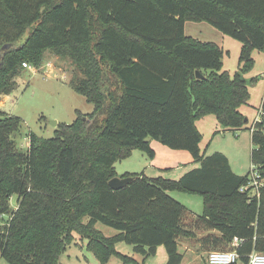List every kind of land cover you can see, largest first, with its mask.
Masks as SVG:
<instances>
[{
  "label": "trees",
  "instance_id": "trees-1",
  "mask_svg": "<svg viewBox=\"0 0 264 264\" xmlns=\"http://www.w3.org/2000/svg\"><path fill=\"white\" fill-rule=\"evenodd\" d=\"M186 22L240 42L239 72L222 71L221 48L186 36ZM251 50L264 52V0H0V96L14 91L23 63L40 67L50 51L74 65L79 76L69 86L93 106L58 124L52 138L29 134L25 151L12 139L22 120L0 110V217L10 196L19 200L0 228V259L60 264L74 232L101 261L124 242L144 256L162 246L166 264H180L179 239L199 231L207 232L197 240L203 252L231 250L237 238L243 264L264 253V96L251 126L240 112ZM206 115L226 130L250 131L257 189L248 185L252 171L238 176L223 154L200 153L195 122ZM151 140L188 152L199 167L177 181L124 173L132 182L112 190L114 164L135 150L152 159ZM172 192L202 196L191 225ZM97 223L117 234L104 236Z\"/></svg>",
  "mask_w": 264,
  "mask_h": 264
},
{
  "label": "rangeland",
  "instance_id": "rangeland-1",
  "mask_svg": "<svg viewBox=\"0 0 264 264\" xmlns=\"http://www.w3.org/2000/svg\"><path fill=\"white\" fill-rule=\"evenodd\" d=\"M184 33L201 42L217 45L222 50V71L228 72L230 77L239 72L242 50L240 42L223 35L206 22H186ZM250 57L253 65L242 75L249 98L246 105L240 108L241 114L248 120L247 127L251 126L254 121H258L264 96V52L251 50ZM73 72L79 76L70 60L58 58L52 52L46 51L40 67L23 69L20 76L15 79L17 86L14 91L8 96H0L1 112L22 120L19 132L12 136L18 149L27 150L31 133L44 139L52 138L57 127L54 128L51 125L52 121L58 124H71L76 119L75 111H80L85 115L93 112V106L70 88L69 80L74 76ZM195 125L201 135L199 145L201 154L205 156L214 153L223 154L227 157L233 173L238 176H245L252 171V144L249 130L237 132L226 130L218 124L213 115H206L196 120ZM150 146L154 150L152 159L146 153L135 150L128 158L114 164L117 175L121 176L126 172L143 173L151 178L162 177L177 181L188 171L199 167V164L186 151L171 150L154 140L150 141ZM169 195L192 213V216L184 219L188 225L193 223L194 215L202 213V196L183 192H172ZM8 206L9 213L0 217V228L7 225L6 221L19 208L16 195L9 197ZM95 227L107 237L117 234L116 230L101 223H97ZM72 236V243L60 256V264L167 263V254L162 246L156 248L154 255L144 256L135 251L133 246L126 245L124 242L115 243L114 252L109 253L106 259L101 261L88 248V242L85 239H81L75 232ZM195 238L189 239L186 250L184 244L178 245V252L182 255L180 264H207V254L199 251L200 247L197 240H194ZM123 257L133 261L126 262ZM0 264H7V262L1 258ZM236 264L243 263L238 261Z\"/></svg>",
  "mask_w": 264,
  "mask_h": 264
},
{
  "label": "built area",
  "instance_id": "built-area-1",
  "mask_svg": "<svg viewBox=\"0 0 264 264\" xmlns=\"http://www.w3.org/2000/svg\"><path fill=\"white\" fill-rule=\"evenodd\" d=\"M23 68L29 69L30 66L26 63L22 64ZM260 118V113H259ZM259 120V119H258ZM257 173L255 171L251 172L249 186L257 187L259 183L257 182ZM247 187H243L240 191L243 192ZM241 240L234 238L230 244L231 250L228 251H211L207 253L206 263L207 264H236L239 261V255L235 251V248L239 246ZM247 264H264V253L253 251L248 256Z\"/></svg>",
  "mask_w": 264,
  "mask_h": 264
},
{
  "label": "water",
  "instance_id": "water-1",
  "mask_svg": "<svg viewBox=\"0 0 264 264\" xmlns=\"http://www.w3.org/2000/svg\"><path fill=\"white\" fill-rule=\"evenodd\" d=\"M196 77L197 78H201V76L199 75L198 72H196ZM247 119H245L246 121ZM57 122L55 121H52L51 122V125L55 128L57 126ZM132 178L130 177H126V178H121V177H114L112 178L111 180H109L108 182V185L109 187L114 190V191H117V190H120L122 189L123 187H125L127 184H129L130 182H132Z\"/></svg>",
  "mask_w": 264,
  "mask_h": 264
},
{
  "label": "crops",
  "instance_id": "crops-1",
  "mask_svg": "<svg viewBox=\"0 0 264 264\" xmlns=\"http://www.w3.org/2000/svg\"><path fill=\"white\" fill-rule=\"evenodd\" d=\"M127 173V172H126ZM117 177H120L119 175H117ZM187 224V223H186ZM209 233H213V234H215V235H217L218 233L217 232H209ZM200 234V235H199ZM207 234V232H202L201 231V233L200 232H197L196 233V238L194 239V240H198V239H200L201 237H203V236H205ZM188 241H189V239H184V238H181V239H179V244H184L185 246H184V249L186 250L187 249V243H188ZM198 242V241H197ZM198 245H199V243H198ZM199 251H201V250H199ZM203 252V251H202ZM206 254L208 253V252H205ZM202 254V253H201Z\"/></svg>",
  "mask_w": 264,
  "mask_h": 264
}]
</instances>
